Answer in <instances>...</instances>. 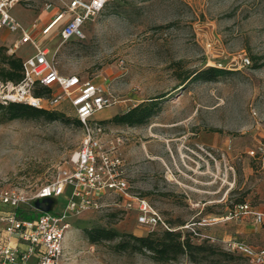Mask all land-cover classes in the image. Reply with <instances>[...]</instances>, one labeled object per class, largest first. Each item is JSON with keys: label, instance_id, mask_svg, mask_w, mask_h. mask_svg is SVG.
I'll use <instances>...</instances> for the list:
<instances>
[{"label": "rangeland", "instance_id": "374dc122", "mask_svg": "<svg viewBox=\"0 0 264 264\" xmlns=\"http://www.w3.org/2000/svg\"><path fill=\"white\" fill-rule=\"evenodd\" d=\"M67 1L33 0L30 8L39 12L51 2L62 9ZM13 12L24 26L34 19L19 5ZM85 33L82 40H64L56 30L42 42L62 74L77 75L113 95L116 102L92 119H109L151 100L158 105L143 124L103 123L104 141L121 138L119 150L134 190L174 227L224 217L240 201L264 212V0H109L86 23ZM13 38L0 44L9 55ZM31 52L33 45L24 44L14 55L26 59ZM244 57L250 58L249 66H243ZM207 67L227 72L177 87L180 73ZM55 110L70 120H9L0 114V185L33 194L69 166L85 133L73 123L76 113L69 102ZM66 204L62 194L40 208L59 213ZM124 204L116 199L71 217L58 264H193L185 257L158 263L143 254L116 252L109 243L92 244L86 228L114 227L138 236L150 231ZM24 210L22 215H37L35 208ZM196 229L218 251L234 253L228 248L234 241L264 248V222L255 223L251 215ZM200 264L224 261L217 254Z\"/></svg>", "mask_w": 264, "mask_h": 264}, {"label": "built area", "instance_id": "2783aa9c", "mask_svg": "<svg viewBox=\"0 0 264 264\" xmlns=\"http://www.w3.org/2000/svg\"><path fill=\"white\" fill-rule=\"evenodd\" d=\"M32 1L0 0V31L6 29L21 35L9 46L11 56L24 44L35 46L34 52L23 59L24 77L20 82L0 79V102L24 103L47 110H55L63 102H69L75 110V117L82 123L85 136L65 171L33 194L22 188L0 185V264L60 263L65 254V235L71 227L70 218L100 210L116 199L125 203V210L135 211L137 223L150 231L160 228L195 232L197 225H215L240 214L251 215L257 224L264 222V212L245 203L224 217H203L198 222L174 227L146 197L136 192L130 180L129 164L119 150L121 138L104 141L103 125L92 119L97 111L109 108L116 102L113 95L101 85L83 81L77 75L62 74L58 70L51 49L39 44L30 34V29L38 27L37 23L24 26L13 14V9L18 5L32 7ZM108 1L70 0L41 28V34L48 36L58 25H62L60 35L64 40H82L86 38V23L101 13ZM52 6V3H46L45 9ZM242 62L243 66L251 64L248 57H244ZM44 87L48 91L41 93ZM62 194L67 196L64 211L55 213L36 207L37 201ZM27 206L35 208V217L22 215ZM228 248L248 257L250 264H264V249L256 251L245 243L235 241L229 243Z\"/></svg>", "mask_w": 264, "mask_h": 264}, {"label": "trees", "instance_id": "16d2710c", "mask_svg": "<svg viewBox=\"0 0 264 264\" xmlns=\"http://www.w3.org/2000/svg\"><path fill=\"white\" fill-rule=\"evenodd\" d=\"M107 4V3H106ZM106 6V5H105ZM0 79L2 81L20 82L24 77L23 58L14 54L9 55L6 53V49L0 46ZM257 59V57H255ZM180 64V63H178ZM181 70V67L175 69V71ZM227 72L223 67H207L200 70H185L178 75L179 80L182 82L177 87L186 86L189 80L198 81H213ZM176 87V88H177ZM47 88H43L41 93L47 92ZM166 94H164L165 96ZM163 95L157 96V98H164ZM150 103H141L132 107L128 111L116 113L109 119L98 121L100 124L106 122H114L117 124H143L150 117H152L158 108L157 103L154 100ZM4 115L5 119L15 118H45L46 120H61L68 122L70 119L66 115L57 110H47L32 107L24 103L9 102L4 105L0 102V114ZM2 118V117H1ZM3 121V119H1ZM73 123L77 127H82L81 121L76 117L73 119ZM249 203L246 201H240L236 206ZM250 204V203H249ZM232 212V211H231ZM23 213V212H22ZM31 215V214H30ZM26 216V215H24ZM32 217V216H28ZM87 238L92 244L109 243L111 249L121 253H139L149 256L152 260L158 263H168L170 261H176L181 257L187 258L193 264H200L206 262L212 256L219 254L222 256L224 264H233L236 260H245L246 264H250L249 258L233 251L221 250L218 251L201 234L197 231L193 232L188 229L168 230L157 228L153 231H149L145 235L138 236L130 233L120 232L114 227H101L95 226L85 229ZM251 246V245H250ZM253 247V246H251ZM254 248V247H253ZM260 251L263 249H256ZM237 253L238 257L234 254Z\"/></svg>", "mask_w": 264, "mask_h": 264}, {"label": "crops", "instance_id": "0c3cea01", "mask_svg": "<svg viewBox=\"0 0 264 264\" xmlns=\"http://www.w3.org/2000/svg\"><path fill=\"white\" fill-rule=\"evenodd\" d=\"M70 1V0H69ZM69 1H67V2H65V4L66 3H68ZM46 3H51V2H46ZM46 3H43V6L41 7V9H40V11L39 12H36L35 10H34V8H35V6L33 7V8H30V9H27V8H23V7H21V5H19V7L20 8H22V9H24V10H28V12L30 11V12H32V14L34 15V19L28 24V25H26V26H29V25H31L33 22H36L37 23V28H35V29H30V34H31V36L32 37H35L37 40H38V43L39 44H42V45H44L43 44V42H45L46 40H43V39H45L47 36H44V35H42L41 34V28L45 25V24H47L53 17H55V15L57 14V13H59L60 11H62L64 8H65V4H64V6H63V8L62 9H60V8H55V6H52L50 9H45V4ZM53 5V4H52ZM29 8V7H28ZM14 10V9H13ZM13 14H14V12H13ZM14 16L16 17V15L14 14ZM17 18V17H16ZM48 19V21L47 22H45L46 20ZM17 20H18V18H17ZM61 28H62V25H58L55 29H54V31H58V33L60 34V30H61ZM1 31H4V34H1L0 33V44H4V42H5V40L6 39H9V36L11 35V34H14V38H13V40L11 39V41H10V46L16 41V40H18L20 37H21V35L19 34V33H11V32H9L8 30H6V29H3V30H1ZM0 31V32H1ZM49 36V35H48ZM61 36V35H60ZM43 41V42H42ZM33 47H35V46H33ZM35 50V49H34ZM32 53V52H31ZM64 245H65V243H64Z\"/></svg>", "mask_w": 264, "mask_h": 264}, {"label": "water", "instance_id": "95a60500", "mask_svg": "<svg viewBox=\"0 0 264 264\" xmlns=\"http://www.w3.org/2000/svg\"><path fill=\"white\" fill-rule=\"evenodd\" d=\"M46 200H49V199H44L43 201H41V200L37 201V202H36V207H37V208H40V206H41L42 204H44ZM41 209L44 210V211H49V210H50V209H48V208H41Z\"/></svg>", "mask_w": 264, "mask_h": 264}]
</instances>
